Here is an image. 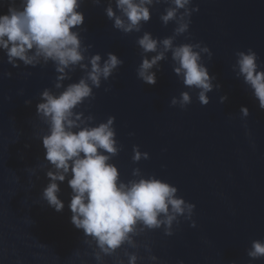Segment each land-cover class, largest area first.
<instances>
[{
  "label": "water",
  "instance_id": "obj_1",
  "mask_svg": "<svg viewBox=\"0 0 264 264\" xmlns=\"http://www.w3.org/2000/svg\"><path fill=\"white\" fill-rule=\"evenodd\" d=\"M11 3L0 0V13ZM14 3L20 7V0ZM195 5L199 10L183 34L174 33V21L165 26L160 19L170 0L150 5V19L140 31L125 33L106 15L107 7L116 10L115 0H80L84 22L75 30L85 57L81 63L88 68L65 69L66 78L59 81L51 60L14 65L0 49V264H128L132 253L136 264H264V257L247 255L253 240H264V109L236 67L237 53L252 49L264 69V0H192ZM145 32L158 41L172 37L174 45H199L213 84L207 105L175 73L171 51L150 70L154 85L138 78L142 60L156 55L137 42ZM205 47L208 51H201ZM108 53L123 63L74 112L88 126L115 117L121 150L110 163L121 180L139 179L133 175L139 169L141 176L155 175L176 186L177 196L195 205L191 217L173 221L171 235L164 225H137L133 243L110 255L71 223V173L57 182L62 211L43 198L47 172L54 169L42 145L48 124L37 113L43 91L58 95L87 76L93 55L99 54L102 64ZM183 92L191 103L183 109L172 106ZM241 106L247 107V117ZM134 145L149 158L134 162Z\"/></svg>",
  "mask_w": 264,
  "mask_h": 264
},
{
  "label": "clouds",
  "instance_id": "obj_2",
  "mask_svg": "<svg viewBox=\"0 0 264 264\" xmlns=\"http://www.w3.org/2000/svg\"><path fill=\"white\" fill-rule=\"evenodd\" d=\"M156 2L159 0H115L116 10L109 6L106 15L114 21L115 28L125 33L140 31L142 24L150 19L149 6ZM170 5L161 15V21L165 26L174 21L177 35L187 32L192 13L199 10L198 5L192 6V0H170ZM79 6L80 0H20V7H17L13 0L7 11L0 13V49L6 51L8 61L14 65L17 60L25 65H35L40 59L45 63L51 60L61 74L58 81L66 78L65 69L72 66L87 69L88 65L81 63L85 57L79 33L75 30L84 22ZM137 42L145 53H156L142 60L137 69L138 78L154 85L156 76L150 70L171 51L176 65L174 71L182 76L183 84L198 90L201 104L209 103L207 93L212 91V78L201 63L200 51L196 50L199 45H174L172 37L158 41L149 32ZM158 45H162L163 51H157ZM201 51L208 49L205 47ZM258 60L252 49L239 51L236 67L259 107L264 109V69ZM122 63L114 53H108L101 64V56L95 54L89 60L90 70L86 77L69 84L58 95L43 91L42 101L37 105V113L49 128L48 134L42 137L45 159L54 169L47 172L50 182L43 190V198L56 211H62L64 203L58 197L57 182H63L71 173L68 178L72 190L68 204L71 223L94 239L107 255L125 242L132 244L137 225L146 229L164 225L166 234L171 235L173 221L180 216L191 217L195 208L194 204L177 196L176 186L155 175L141 176L140 170L134 169L133 175L140 176L139 179L121 180L118 168L110 163L121 150L116 139L115 117L109 116L105 122L88 126L81 114L74 112L78 105L93 96V87L99 88L101 79L107 80ZM60 86L58 82L56 87ZM190 103L188 92L171 100L172 106L179 104L182 109ZM241 113L244 117L249 115L246 106H241ZM148 158L147 152H141L138 145L133 146L134 162ZM247 255L253 259L264 257V240H253ZM136 261V254H130L128 264H136Z\"/></svg>",
  "mask_w": 264,
  "mask_h": 264
}]
</instances>
